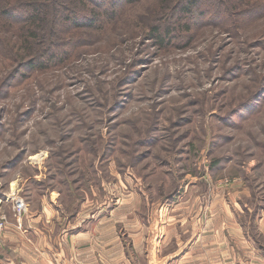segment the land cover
I'll use <instances>...</instances> for the list:
<instances>
[{"label":"rangeland","instance_id":"374dc122","mask_svg":"<svg viewBox=\"0 0 264 264\" xmlns=\"http://www.w3.org/2000/svg\"><path fill=\"white\" fill-rule=\"evenodd\" d=\"M9 1L41 20L27 40L0 19V230L52 204L112 264H167L198 234L264 264V0H203L216 20L171 46L152 33L181 0H123L102 29L73 27L64 0ZM47 46L64 62L22 67Z\"/></svg>","mask_w":264,"mask_h":264},{"label":"crops","instance_id":"0c3cea01","mask_svg":"<svg viewBox=\"0 0 264 264\" xmlns=\"http://www.w3.org/2000/svg\"><path fill=\"white\" fill-rule=\"evenodd\" d=\"M54 208L56 205L45 204L41 212L34 214L36 218L32 223L28 219L25 220L24 230L12 225L6 226L4 231L0 230V264H112L109 253H95L97 243L94 238L89 237L83 226H73V220L79 212L68 214L67 220L63 219V228L62 216H58ZM8 218L10 219L9 216ZM36 222L44 225L57 224L58 227L53 228L54 235L48 234L46 229H43L44 232L40 229L38 235H30L35 231L32 226H39ZM26 232L27 234H24ZM219 239H215L214 243H223V239ZM177 244L179 251L170 252V255L166 256L167 264H208V260L216 261L215 264H240L236 253H221L218 245L211 248L212 253H207V237L202 234H198L190 243L180 244L178 241ZM208 256L214 257L208 259Z\"/></svg>","mask_w":264,"mask_h":264},{"label":"trees","instance_id":"16d2710c","mask_svg":"<svg viewBox=\"0 0 264 264\" xmlns=\"http://www.w3.org/2000/svg\"><path fill=\"white\" fill-rule=\"evenodd\" d=\"M0 0V19L6 20L12 25L17 23L30 26L32 32L29 37H37L34 32L35 25L41 20L40 8L28 9L14 8L9 0L1 2ZM33 1V0H32ZM37 1V0H36ZM137 0H125L123 5H131ZM177 1V0H171ZM180 1V0H179ZM180 7L170 12L171 18L179 20L178 24H169L164 20L163 25L154 28L153 35L159 45H173L183 43L189 39L190 34L198 27L208 23H213L221 11V6L217 3H205L203 0H181ZM28 2V1H26ZM25 2V3H26ZM123 0H64V6L67 8V22L77 28H105L113 24L118 13L117 8ZM178 2V1H177ZM27 4V3H26ZM23 12V14L21 13ZM34 26V27H33ZM33 38V39H34ZM38 55L32 56L23 63L29 65L32 70H41L48 67H55L64 62L68 50L58 51L55 47H45L38 51ZM75 212V211H74Z\"/></svg>","mask_w":264,"mask_h":264},{"label":"built area","instance_id":"2783aa9c","mask_svg":"<svg viewBox=\"0 0 264 264\" xmlns=\"http://www.w3.org/2000/svg\"><path fill=\"white\" fill-rule=\"evenodd\" d=\"M14 210L17 212V214L19 216H21L23 214V211H26L27 210V205H26V202L21 198L19 197L18 199H16V203H15V208Z\"/></svg>","mask_w":264,"mask_h":264}]
</instances>
